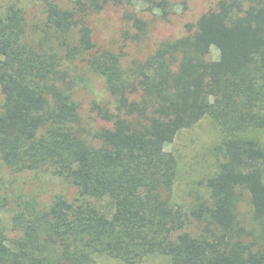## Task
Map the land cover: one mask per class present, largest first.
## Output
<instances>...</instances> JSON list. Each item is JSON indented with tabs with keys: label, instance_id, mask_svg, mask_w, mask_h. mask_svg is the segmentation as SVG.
<instances>
[{
	"label": "trees",
	"instance_id": "1",
	"mask_svg": "<svg viewBox=\"0 0 264 264\" xmlns=\"http://www.w3.org/2000/svg\"><path fill=\"white\" fill-rule=\"evenodd\" d=\"M37 1L32 24L17 3H0V161L13 173L51 171L77 196L46 207L0 196L11 214L0 219V264H97L99 254L123 264H264V146L251 135L264 130V0H219L183 37L129 65L123 50L95 44L90 17L124 8L125 39L138 43L148 25L133 2L169 0ZM210 36L230 49L215 70ZM77 63L111 98L94 101L88 119L74 99ZM204 118L223 132V161L205 195L183 207L172 196L178 160L164 146Z\"/></svg>",
	"mask_w": 264,
	"mask_h": 264
},
{
	"label": "rangeland",
	"instance_id": "2",
	"mask_svg": "<svg viewBox=\"0 0 264 264\" xmlns=\"http://www.w3.org/2000/svg\"><path fill=\"white\" fill-rule=\"evenodd\" d=\"M60 5L67 6V0H56ZM219 0H169V6L163 3L157 8L146 2L134 1V8L138 16L147 22L146 37L140 42L125 39L128 31L123 20L124 8L108 6L102 13L93 14L89 25L93 32V41L98 47L125 52L124 65H129L134 59L144 60L155 52L160 42L183 37L186 25L196 23L209 10L215 9ZM2 5L17 3L27 15L30 24L41 21L42 9L37 0H0ZM4 7V6H1ZM3 12L0 8V14ZM131 30V29H130ZM132 32L134 30H131ZM208 50L212 68L230 49L215 37H208L204 42ZM78 85L74 89V99L80 106L83 118L93 117L91 105L94 101H110V95L105 89L104 80L100 76L88 71L84 63L76 64ZM76 78V79H77ZM3 96L0 91V110ZM97 125L101 122L96 118ZM264 146V130L251 132ZM223 132L210 118L202 119L189 129L181 130L172 143L164 146L168 153H172L178 160V177L173 187V201L183 207H188L194 196L205 195V182L214 175L223 161L220 149ZM15 198L21 195L26 199H33L40 207L48 206L57 195H64L69 199L77 196V191L64 179L48 172L13 173L0 161V196ZM9 207L0 208V219L9 223ZM241 211L249 213V202L246 197L241 203ZM9 225V224H8ZM97 264H123L120 261L103 255H95ZM140 264H168V260L161 256H153Z\"/></svg>",
	"mask_w": 264,
	"mask_h": 264
}]
</instances>
